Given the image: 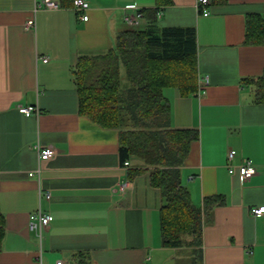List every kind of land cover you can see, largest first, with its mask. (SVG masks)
I'll list each match as a JSON object with an SVG mask.
<instances>
[{"label":"crops","instance_id":"obj_1","mask_svg":"<svg viewBox=\"0 0 264 264\" xmlns=\"http://www.w3.org/2000/svg\"><path fill=\"white\" fill-rule=\"evenodd\" d=\"M42 1L0 0V264H39L38 240L27 227L39 209L52 217L43 264H190L191 248L162 246L160 192L147 172L127 176L118 131L79 114L76 60L113 48L120 31L145 29L144 17L135 26L124 22L131 7L159 9L158 27L196 30L198 91L182 97L166 89L164 97L171 127L199 132L180 170L193 205L224 197L204 218L201 264H264V216L250 214L264 206V106L243 83L264 71V46L244 42L246 16L264 15V0H209L208 16L198 13L196 0H87L86 22L73 0H53L59 10L39 9L35 27L25 28ZM28 105L39 108L38 116L18 112ZM45 146L55 155L40 164L39 180L29 177L39 165L37 148ZM231 150L233 166L252 161L249 180L228 172ZM130 165L142 168L138 160ZM126 178L131 187L121 195L117 185Z\"/></svg>","mask_w":264,"mask_h":264},{"label":"trees","instance_id":"obj_2","mask_svg":"<svg viewBox=\"0 0 264 264\" xmlns=\"http://www.w3.org/2000/svg\"><path fill=\"white\" fill-rule=\"evenodd\" d=\"M159 9L141 10L145 29H127L115 37L105 53L81 55L72 70L79 114L104 129L118 131L119 157L130 166L133 179L148 173L149 185L159 190L158 211L161 243L166 248L192 249L190 264H201L203 221L224 197L211 196L201 207L193 205L182 184L180 170L191 146L199 140L197 129L171 127L170 106L164 90L177 89L187 97L198 91L197 42L194 27H158ZM245 44L264 46V15L249 14L245 21ZM127 85L122 86L120 67ZM252 87L254 103L264 106V71L243 80ZM5 220L0 211V245Z\"/></svg>","mask_w":264,"mask_h":264},{"label":"built area","instance_id":"obj_3","mask_svg":"<svg viewBox=\"0 0 264 264\" xmlns=\"http://www.w3.org/2000/svg\"><path fill=\"white\" fill-rule=\"evenodd\" d=\"M209 0H196V9L198 13L202 16H208L210 14V11L208 9L209 7ZM60 6L57 2L53 0H43L41 4H37L33 10L34 14L32 18L28 19L25 23V28L30 29L35 27V14L38 12L39 9H44L48 11L53 10H59ZM72 10L77 14L78 18L82 21L88 20L87 11L89 10V3L87 0H73L72 1ZM132 11V13H125L123 16L124 22L128 26H135L143 18V13L141 10L131 7L129 9H126V11ZM161 14L160 12L157 14L158 19L160 18ZM46 62V59L43 60ZM204 82H208V78L206 77L204 79ZM200 90V89H199ZM18 112L22 114L25 117L30 116H38L39 114V108L34 105H28V106H20L18 109ZM55 155V151L53 148L49 146L45 147H38L37 148V156H38V168L34 172H30L28 174L29 177H36L40 178L41 173V163L50 160ZM236 156V152L234 150L229 151L227 160H228V172L230 174H233L235 170H237L239 176L243 180H249L251 177H253L256 173V169L250 160H244L241 164L238 166H233L232 162ZM130 163L128 161L124 162L123 168L129 169ZM131 187V181L126 178L122 182H120L117 185V193L124 194L127 190H129ZM47 197H49V194H46ZM250 214L254 218H259L261 216H264V206L259 207H252L250 208ZM52 222V217L49 214H43L41 210H37L35 212H32L29 214L28 217V223L27 227L28 230L34 234L36 239L38 240L39 244V255H37L36 259L39 264L42 263L41 258V248H42V242H43V234L46 230V228L49 226V224ZM55 264H64L63 261L58 260L55 262Z\"/></svg>","mask_w":264,"mask_h":264},{"label":"rangeland","instance_id":"obj_4","mask_svg":"<svg viewBox=\"0 0 264 264\" xmlns=\"http://www.w3.org/2000/svg\"><path fill=\"white\" fill-rule=\"evenodd\" d=\"M120 77H121L122 86H126L127 80H126L125 70L122 65L120 67Z\"/></svg>","mask_w":264,"mask_h":264}]
</instances>
